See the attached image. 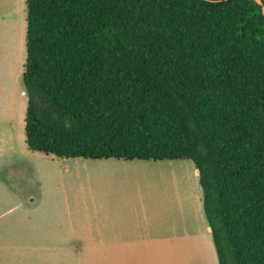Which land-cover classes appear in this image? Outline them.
I'll list each match as a JSON object with an SVG mask.
<instances>
[{"label":"trees","instance_id":"1","mask_svg":"<svg viewBox=\"0 0 264 264\" xmlns=\"http://www.w3.org/2000/svg\"><path fill=\"white\" fill-rule=\"evenodd\" d=\"M26 0L28 150L189 160L218 264H264V0Z\"/></svg>","mask_w":264,"mask_h":264},{"label":"rangeland","instance_id":"2","mask_svg":"<svg viewBox=\"0 0 264 264\" xmlns=\"http://www.w3.org/2000/svg\"><path fill=\"white\" fill-rule=\"evenodd\" d=\"M25 2L0 0V264H98L97 256L56 249L62 237L70 236L69 210L78 202L103 199V184L115 187L106 182L111 176L91 160L46 156L25 144ZM157 167L145 175L146 183H136L133 201L145 203V215L162 223L164 235L176 243L173 262L212 264L194 165L181 160ZM32 200L35 205H28ZM85 232L93 234L90 228Z\"/></svg>","mask_w":264,"mask_h":264},{"label":"crops","instance_id":"3","mask_svg":"<svg viewBox=\"0 0 264 264\" xmlns=\"http://www.w3.org/2000/svg\"><path fill=\"white\" fill-rule=\"evenodd\" d=\"M21 94L25 97L23 90ZM22 131L24 132V122ZM91 161L97 163L102 172L111 176L106 182L114 183L115 187L112 184H103V199L73 205L68 215L71 217L68 220L70 236L62 237V247L56 250L65 251L66 255L97 256L98 264H177V259L175 262L171 260V256H178L179 253L176 243L164 235L162 223H157L152 217L145 215L149 212V207L132 199V194L137 191L136 183H146L149 178L145 175L149 174V171L172 161ZM125 175L132 177L124 179ZM28 205H35L34 200ZM87 228H90L93 234H85ZM205 233V248L209 250L212 264H218L207 223Z\"/></svg>","mask_w":264,"mask_h":264},{"label":"bare ground","instance_id":"4","mask_svg":"<svg viewBox=\"0 0 264 264\" xmlns=\"http://www.w3.org/2000/svg\"><path fill=\"white\" fill-rule=\"evenodd\" d=\"M195 173H196V174L198 173L197 170H195Z\"/></svg>","mask_w":264,"mask_h":264},{"label":"water","instance_id":"5","mask_svg":"<svg viewBox=\"0 0 264 264\" xmlns=\"http://www.w3.org/2000/svg\"><path fill=\"white\" fill-rule=\"evenodd\" d=\"M198 172V171H197Z\"/></svg>","mask_w":264,"mask_h":264}]
</instances>
